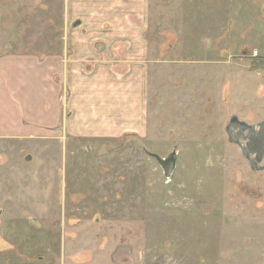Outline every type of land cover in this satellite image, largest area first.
<instances>
[{"label": "rangeland", "instance_id": "rangeland-1", "mask_svg": "<svg viewBox=\"0 0 264 264\" xmlns=\"http://www.w3.org/2000/svg\"><path fill=\"white\" fill-rule=\"evenodd\" d=\"M146 2L145 131L1 138L0 264H264V171L225 131L264 120V0ZM58 6L0 0V52L48 53Z\"/></svg>", "mask_w": 264, "mask_h": 264}, {"label": "crops", "instance_id": "crops-1", "mask_svg": "<svg viewBox=\"0 0 264 264\" xmlns=\"http://www.w3.org/2000/svg\"><path fill=\"white\" fill-rule=\"evenodd\" d=\"M59 2L48 53L0 52V139L141 135L153 65L149 2Z\"/></svg>", "mask_w": 264, "mask_h": 264}, {"label": "water", "instance_id": "water-1", "mask_svg": "<svg viewBox=\"0 0 264 264\" xmlns=\"http://www.w3.org/2000/svg\"><path fill=\"white\" fill-rule=\"evenodd\" d=\"M77 23V22H76ZM238 121L239 131L229 129L225 131L228 141L236 145L241 155L247 160L254 171L264 170V120L257 124H249ZM166 177L173 171L175 154H169L166 158H157Z\"/></svg>", "mask_w": 264, "mask_h": 264}, {"label": "flooded vegetation", "instance_id": "flooded-vegetation-1", "mask_svg": "<svg viewBox=\"0 0 264 264\" xmlns=\"http://www.w3.org/2000/svg\"><path fill=\"white\" fill-rule=\"evenodd\" d=\"M239 123H238V121H237V119L234 117V116H231V117H229V119H228V121H227V127L229 128V129H234V130H237V131H239V127L237 126ZM228 139V138H227ZM237 147V146H236ZM238 148V147H237ZM168 156V154L166 155V157ZM165 157V158H166ZM244 158V157H243ZM244 160L246 161V163H247V165H248V169L250 170V171H252V172H261V171H254V170H252L251 168H250V166H249V163L247 162V160L244 158Z\"/></svg>", "mask_w": 264, "mask_h": 264}]
</instances>
